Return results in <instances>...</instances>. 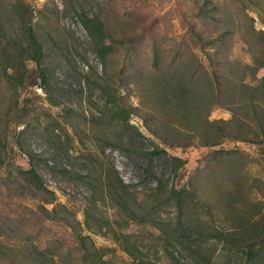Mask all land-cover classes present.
Instances as JSON below:
<instances>
[{"label": "rangeland", "instance_id": "1", "mask_svg": "<svg viewBox=\"0 0 264 264\" xmlns=\"http://www.w3.org/2000/svg\"><path fill=\"white\" fill-rule=\"evenodd\" d=\"M27 2L35 10L53 94L48 97L41 78L26 84L21 90V106L29 113L26 121L30 126L25 130L12 112L7 136L1 131L2 144L6 142L8 148L6 164L0 166V243L4 244L0 264H39V258L32 254L34 246L58 263L85 264L81 235L90 236L85 241L90 250L94 246L99 249L100 264H136L138 259L144 264H241L240 242L228 234L237 229L236 211L255 214L254 201L260 202L258 212L264 216V143L225 139L215 148L203 145L180 109L153 101L148 86L155 82L158 71L154 66L155 41L163 49L161 69L188 75L200 69V79L203 68H211L209 57L198 48L189 30L191 23L202 28L197 14L202 5L220 6L217 16L230 20L232 33L224 36L219 58L252 64L245 37L259 42V32L264 31V0ZM83 10L103 19L115 38H132L120 44L104 66L91 52V37L79 21ZM222 29L221 23L208 28L213 37ZM36 66L28 62L30 69ZM233 71L238 76L243 73L240 65ZM263 76L264 68L257 77ZM105 84L116 92L118 105L107 100ZM0 88V116L5 118L10 91L1 81ZM118 107L125 109L135 129L98 126V118ZM150 114L154 122L145 119ZM232 115L230 109L218 105L210 119H231ZM164 119L170 127L162 130L159 122ZM149 125L159 128L167 143ZM116 137L129 140V147L105 144ZM157 146L165 153L151 154ZM31 151L41 153L36 169L49 191L55 193L53 203L17 195L18 188L4 179L10 171L19 176L20 168H31ZM111 168L129 186V194L105 184ZM63 169L70 174L62 173ZM89 174L90 182L86 179ZM191 179L197 186L196 201L188 199L180 207L176 200H169L171 189L190 186ZM239 179L243 182L240 191L249 193L248 200L240 210L223 208L226 202L221 197L238 192ZM89 205L93 208L87 214ZM44 206L55 209L57 217L48 218ZM58 214L67 217V222ZM130 215L135 219L129 220ZM194 226H203L204 233L193 234L189 229ZM123 235H130L128 243L120 241ZM125 244L132 253L124 249Z\"/></svg>", "mask_w": 264, "mask_h": 264}, {"label": "trees", "instance_id": "2", "mask_svg": "<svg viewBox=\"0 0 264 264\" xmlns=\"http://www.w3.org/2000/svg\"><path fill=\"white\" fill-rule=\"evenodd\" d=\"M255 6L256 10L262 15V8L264 10V7L261 8L258 3ZM219 10L221 9L218 5H211L210 7L202 5L197 12L202 19V28L196 23H191L189 27L191 34L196 38L198 48L209 57L211 68H203L204 73L203 76H200V79L198 76L200 69L194 70L189 75L184 72L177 74V71L161 69L163 49L155 41L154 66L158 71L155 82L148 86V92L153 96V101L158 99L155 102L162 106L166 108L175 106L180 109L183 116L188 120L189 129L200 135L203 145L215 148L223 145L225 139H232L236 142H249L252 145L264 143V76L257 77L259 70L264 68V31L259 32L260 39L257 43H253L248 37H245V42L249 45L253 56L252 64L235 63L230 59H221L218 50L224 46L226 42L224 36L231 34L232 29L229 27V19H222L217 16ZM35 18V10L27 0H0V81L1 85L6 84V89L10 91L9 109L5 111L6 117L0 116V145L2 144L1 131L7 136L13 119L22 122L25 125V130L30 126V122L26 121V116L29 113L25 107L21 106V90L26 84H34L38 78H41L48 97L51 98L53 94L52 75L46 66L45 46L39 37ZM79 21L91 37V52L103 66L107 64L109 57L119 49L120 44L132 41V38H115L103 19L98 16H91L84 10L79 16ZM219 23L222 24L223 29L222 31L218 30L219 35L213 37L208 28L210 26L215 27ZM130 46H132V43H130ZM29 61L36 63L35 69L28 67ZM237 65H240L243 69L241 76L236 75L233 71V68ZM248 78L251 79V82L247 80ZM105 85L107 86L105 90L107 100L118 105L116 92L110 84ZM2 89L0 88V90ZM53 104H57V102L53 101ZM218 105L230 109L233 113L232 118L210 119L212 110ZM68 110L71 111L72 109ZM110 110L112 111L111 114L102 117V119L98 118V126L103 128L104 125H116L124 131L135 129V126L130 123L129 115L124 108H110ZM12 112L14 117L10 120L9 114ZM144 117L146 120L151 118L153 122L155 120L153 115ZM93 120L95 119L93 118ZM159 126L164 130V126L168 128L170 124H167L166 119H164L159 122ZM149 128L160 135L163 141L167 143L166 135L159 133V128L155 129L151 125H149ZM116 138L106 140L105 144L122 148L129 147V140L121 141L119 137ZM171 144L173 145V143ZM7 148V143L4 142L2 144L4 152L0 155V166L6 164ZM58 149L61 150V147L58 146ZM164 153L165 149H160L158 146L151 151V154L154 155ZM29 158L31 162L30 169L20 168L18 171L19 176L10 171L4 179L11 180V183L18 188L17 195H29L38 198L45 204L53 203L55 193L49 191L36 169V161L42 160L41 153L31 151ZM61 172L70 174L67 169H63ZM86 179L90 182L91 174ZM236 182H240L236 186L238 192L229 191L230 193L221 197V200L226 202L222 205L223 208L231 207L234 209L233 207H239L240 210L242 204L248 200L249 193L244 192L243 194L240 191L242 189L241 184H243L242 180L239 179ZM105 184L120 189L123 193H130L129 186L123 182L113 168L108 170ZM189 184L190 186L187 185L181 189H171L168 193L169 200H176L180 207L188 199L196 201L197 186L193 183V179L189 180ZM121 197L123 200L126 199L125 195H121ZM254 203L258 206L260 202L256 200ZM257 206L255 214L250 216L239 213V211H236V215L233 214L237 219V229L231 230L228 235L231 239L240 242L242 249L241 264H264V216L258 212L260 209ZM43 208L48 218L54 219L57 217L55 209L50 211L46 206ZM92 208L93 206L89 205L86 213L89 214ZM58 216L67 222V217L60 214ZM260 216L262 218H259ZM134 219L135 216L130 215L129 220ZM2 224L7 223L3 221ZM87 224L89 223L87 222ZM88 226L90 228V224ZM0 229H3L2 225H0ZM189 230L197 236L204 233L203 226H194ZM180 234L185 236V233L180 232ZM2 235H5L4 231ZM129 237L130 235H123L120 241L124 243L125 239L128 243ZM87 238H90V236L81 235L85 264H100L102 254H99L100 251L96 246L93 250L87 247L85 242ZM3 248L4 244L0 243L1 256H4ZM124 249L132 253L127 244H125ZM32 254L39 258V264H63L58 263L54 256L46 255L37 246H34ZM134 260L137 259L134 258ZM136 264H144V261L138 259Z\"/></svg>", "mask_w": 264, "mask_h": 264}]
</instances>
